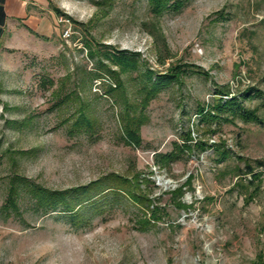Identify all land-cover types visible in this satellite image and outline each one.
<instances>
[{"label":"rangeland","instance_id":"obj_1","mask_svg":"<svg viewBox=\"0 0 264 264\" xmlns=\"http://www.w3.org/2000/svg\"><path fill=\"white\" fill-rule=\"evenodd\" d=\"M18 1L22 11L6 12L0 35V264H264V0H187L159 17L148 0ZM118 53L136 55L140 68L121 74L117 103L89 78L98 60ZM177 63L208 78L162 91L146 108L143 146L126 147L119 116L141 76L149 70L156 81ZM227 90L224 103L236 98L251 119L226 111L202 121L198 110L211 113ZM70 93L77 99L60 106ZM77 110L96 119L92 137L70 133ZM187 141L192 151L182 154ZM172 153L178 161L156 165V154ZM136 173L155 183L141 189L163 209L145 230L137 207L113 195L98 198L100 211L86 208L80 226L43 216L26 191L19 214L4 209L16 176L65 192Z\"/></svg>","mask_w":264,"mask_h":264},{"label":"trees","instance_id":"obj_2","mask_svg":"<svg viewBox=\"0 0 264 264\" xmlns=\"http://www.w3.org/2000/svg\"><path fill=\"white\" fill-rule=\"evenodd\" d=\"M109 2L110 0L105 3V6H108V4L111 5V2ZM185 2H187V0H148L149 12L155 17H159L164 13L179 12L185 6ZM5 5L6 0H0V35L5 30L8 21ZM64 18L72 22L67 16H64ZM150 34L158 47L160 55L159 60L164 64L165 60L163 57L166 52L164 38L156 29L151 31ZM86 47L87 49L89 48V57L94 60L95 56L90 49V45L86 44ZM104 58L103 60L100 59L97 61L95 70L90 74L89 80L91 83L99 81L101 89L104 91L103 95L105 97H112L116 100L115 102L118 103L117 98L120 97L124 88L120 76L122 73L137 72L140 68L139 59L136 55L129 56L127 53L107 54ZM104 60L111 61L119 71H115L109 65H106ZM197 75L208 78V75L200 71L199 68L180 63L173 64L166 75H158L156 81H153L154 73L147 70L144 75L141 76V79L145 76L146 80L140 82L139 88L135 94L137 97H135L136 100L134 102H126L124 105V112L119 116L122 132L121 140L124 145L133 149L141 148L143 146L141 128L148 122L145 112L146 108H148L150 103L165 89L175 85H182V79ZM110 80L113 81L115 87L114 84H109L108 81ZM216 95L219 96L220 99L216 101L218 103L212 107L211 113L205 112L204 108L198 110L199 116L202 117V121L210 122L212 119H215V116L219 117V115L216 114H221L226 111H230L232 114L238 115L239 117L251 119L248 111L240 107L236 98L224 103L223 97H228L230 95L228 90L226 92H218ZM55 96L60 99L61 92L59 91ZM73 99H77V96L70 93L61 99L62 101L59 102V105L62 106ZM74 115L76 118L72 124L70 133H91L90 137H92L95 133L96 119L87 116L85 112L79 110H77ZM191 138V135L188 134L187 140H191ZM199 147L205 150L207 146L201 143ZM179 150L182 154L185 151H192L188 141L185 142L184 146L180 147ZM179 158L180 156L176 153L169 155L156 154L154 160L156 165L167 167L175 161H178ZM248 170L252 172L250 167ZM144 183L147 186L146 188H148L150 184L155 186V183H152L146 177L142 178L141 174L136 173L131 179L109 175L103 177L100 181L90 183L87 187H79L65 192H50L39 188L23 177L16 176L11 179L9 196L4 209L6 211L13 210L19 214L18 201L21 199L22 191H26L32 198L37 212H41L43 216L51 214L69 216L68 218L73 225L80 226L84 222L83 213L86 208L92 207L93 210L100 211V207L96 206L98 198L108 203L110 196L113 195V197H116V200L124 198L129 200L134 207H137L138 213L143 217L137 222H139V225L145 230L144 228L153 227L151 226L152 222H154L152 224L154 225L160 221L163 209L161 210L158 207H154L149 196L144 194L141 189ZM178 193L181 195L183 194L181 189L178 190ZM174 204L184 210L187 208L180 201H175Z\"/></svg>","mask_w":264,"mask_h":264},{"label":"crops","instance_id":"obj_3","mask_svg":"<svg viewBox=\"0 0 264 264\" xmlns=\"http://www.w3.org/2000/svg\"><path fill=\"white\" fill-rule=\"evenodd\" d=\"M5 7L6 12L10 15H15L17 12H21L23 8L18 0H6ZM14 10H16L17 12L14 13Z\"/></svg>","mask_w":264,"mask_h":264}]
</instances>
